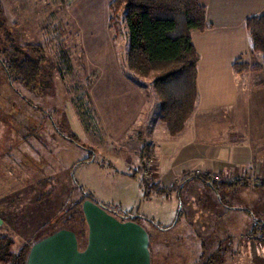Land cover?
<instances>
[{"label":"rangeland","instance_id":"1","mask_svg":"<svg viewBox=\"0 0 264 264\" xmlns=\"http://www.w3.org/2000/svg\"><path fill=\"white\" fill-rule=\"evenodd\" d=\"M0 1V49H7L12 39L18 46L41 43L44 55L37 86L9 84L0 63V231L14 241V250L58 228L83 237L86 223L77 203L86 193L113 206L116 218L127 212L135 216L129 218L149 236L151 264H264V246L248 233L255 218L264 221V176L209 174L215 184L231 183L216 191L191 178L207 165L182 163L176 157L179 144L162 146L163 154H158L161 165L171 162L179 173L176 180L160 184L153 177L157 163L150 153L143 160L138 153L135 161L131 148L140 154L151 150L139 123L146 112L157 121L160 111L152 77L127 66L126 27L121 19L111 25V2L108 8L106 1L95 2L92 11L104 10L97 20L83 17L81 24L75 7L58 0H16L14 7L13 0ZM55 25L63 29L71 65L63 76L54 55L60 38L49 46L43 43L44 29L53 32ZM246 63L247 69L236 71L241 88L259 82L257 73L264 70L253 68L262 64L260 54ZM155 121L148 129L158 128ZM157 130L156 137L162 136ZM238 131L243 132L241 127ZM219 132L213 140H222ZM180 168L190 173L181 176ZM147 175L149 188L144 189L140 181ZM169 182L176 184L163 185Z\"/></svg>","mask_w":264,"mask_h":264},{"label":"crops","instance_id":"2","mask_svg":"<svg viewBox=\"0 0 264 264\" xmlns=\"http://www.w3.org/2000/svg\"><path fill=\"white\" fill-rule=\"evenodd\" d=\"M58 1L67 7L74 6L81 24L83 17L89 21L95 18L97 20L104 7L108 8L111 2L103 0L106 1L105 6L92 11L95 2L101 4L103 1ZM199 2L206 8V22L210 26L202 31L191 32L192 43L199 55L196 72L198 98L194 111L183 129L175 135L168 132L160 113L159 119L155 121L146 112L139 123V126L143 123V128L146 129L145 143L151 144L148 153L157 163L153 177L159 179L160 184L168 178L177 179L179 173L173 171L175 168L171 167V162L169 165H161L158 154L162 146L179 144L181 148L176 157L184 164L191 160L203 161L207 165L204 173L234 177L249 173L261 178L264 176V70L257 73L260 79L251 86L253 88L247 84L241 88L233 63L238 58L247 62L257 58V54L250 48L245 20L249 16L264 13V0ZM16 4V0L11 3L13 7ZM227 113H235L239 117H228ZM154 121L159 122L158 128L162 136L156 137L158 128L148 129ZM231 123L240 126L235 127ZM239 127L243 132L238 131V134ZM219 128L223 131L226 129L225 136L220 134ZM215 131L219 132V139L222 140H213L216 137ZM140 145L139 142L138 147ZM131 149L138 162L140 151L138 152L137 147ZM174 161L178 162L177 159ZM180 169L181 176L190 173L189 168ZM171 184L174 186L176 182L163 185ZM222 210L225 211L224 206ZM79 211L86 223L83 237H78L67 228L45 232L29 246L25 264H151L149 236L139 222L116 218L113 213L87 199L82 200ZM244 213L245 216L249 214L247 211ZM178 218L176 222L179 221ZM246 224L247 227L251 225L249 220ZM218 233L221 235V231Z\"/></svg>","mask_w":264,"mask_h":264},{"label":"trees","instance_id":"3","mask_svg":"<svg viewBox=\"0 0 264 264\" xmlns=\"http://www.w3.org/2000/svg\"><path fill=\"white\" fill-rule=\"evenodd\" d=\"M109 8L111 25L116 24L115 19H121L126 27L128 68L135 74L152 77L151 86L158 98L161 120L171 135L179 133L194 111L198 98L196 72L199 55L192 43L191 32L202 31L210 26L206 22L205 7L199 0H112ZM245 23L251 51L262 58V64L254 65L253 68L264 69V13L247 17ZM52 31L44 29L43 43L49 46L56 42L55 37L60 38L57 39L54 55L61 63L59 74L63 76L64 72L71 71L69 55L61 38L63 29L55 25ZM10 40L12 42L7 49H0V63L7 81L11 85L19 82L26 87L38 84L44 59V55L40 54L42 44L26 43L18 46ZM247 67L248 64L242 58L233 63L235 72ZM73 140L77 142L75 137ZM148 152V149H143L141 160L149 155ZM148 177H142L140 181L144 189L148 187ZM191 178L208 183L216 191L219 186L231 185L228 182L215 184L216 180L209 179L208 173L194 172ZM261 184L264 185V182ZM158 189L162 190V187ZM86 199L114 213L113 206L102 204L86 193H83L79 202ZM129 217L135 216L127 212L124 219L135 221ZM255 220L248 233L264 246V221ZM14 244L9 235L0 231V264H25L30 242L22 244L17 250H14Z\"/></svg>","mask_w":264,"mask_h":264}]
</instances>
